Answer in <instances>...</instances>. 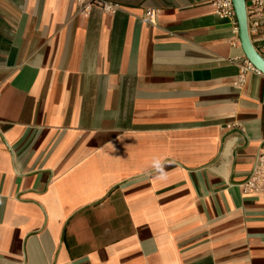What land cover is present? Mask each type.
Listing matches in <instances>:
<instances>
[{
    "label": "crops",
    "instance_id": "0c3cea01",
    "mask_svg": "<svg viewBox=\"0 0 264 264\" xmlns=\"http://www.w3.org/2000/svg\"><path fill=\"white\" fill-rule=\"evenodd\" d=\"M92 1L0 0V264H264L239 32L216 0Z\"/></svg>",
    "mask_w": 264,
    "mask_h": 264
},
{
    "label": "built area",
    "instance_id": "2783aa9c",
    "mask_svg": "<svg viewBox=\"0 0 264 264\" xmlns=\"http://www.w3.org/2000/svg\"><path fill=\"white\" fill-rule=\"evenodd\" d=\"M92 3L96 4L107 14H115L121 9L118 4L107 3L101 0H93ZM92 3L86 5L85 9L90 8ZM213 5L215 14L221 18L229 19L234 26V32L238 34L239 28L232 0H216L213 2ZM246 12L250 38L254 44H257V51L264 57V0H246ZM157 15L158 11L149 10L145 14V19L150 24H154ZM244 68L261 74L247 60L244 62ZM242 192L246 195H264V145L260 147L256 165L252 172L242 183Z\"/></svg>",
    "mask_w": 264,
    "mask_h": 264
},
{
    "label": "water",
    "instance_id": "95a60500",
    "mask_svg": "<svg viewBox=\"0 0 264 264\" xmlns=\"http://www.w3.org/2000/svg\"><path fill=\"white\" fill-rule=\"evenodd\" d=\"M232 2L238 22L242 50L250 64L264 75V57L253 45L248 31L246 0H232Z\"/></svg>",
    "mask_w": 264,
    "mask_h": 264
}]
</instances>
